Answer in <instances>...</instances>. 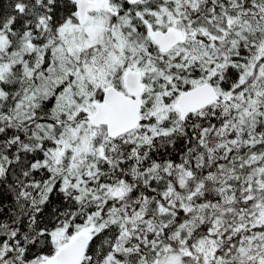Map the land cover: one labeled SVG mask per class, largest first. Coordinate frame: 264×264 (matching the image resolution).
Returning <instances> with one entry per match:
<instances>
[{
  "label": "snow or ice",
  "instance_id": "snow-or-ice-1",
  "mask_svg": "<svg viewBox=\"0 0 264 264\" xmlns=\"http://www.w3.org/2000/svg\"><path fill=\"white\" fill-rule=\"evenodd\" d=\"M0 264H264V0H0Z\"/></svg>",
  "mask_w": 264,
  "mask_h": 264
}]
</instances>
